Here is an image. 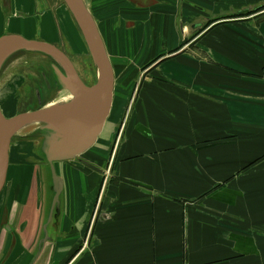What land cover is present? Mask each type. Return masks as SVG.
<instances>
[{"label":"crops","instance_id":"obj_1","mask_svg":"<svg viewBox=\"0 0 264 264\" xmlns=\"http://www.w3.org/2000/svg\"><path fill=\"white\" fill-rule=\"evenodd\" d=\"M11 1L13 12L21 2ZM155 1L124 8L136 22L146 15L144 27L104 28L113 62L160 58L133 91L96 217L86 231L85 198L100 176L66 162L62 215L48 227L54 242L39 251L48 197L33 169L15 168L0 261L13 234L6 264H264V8L254 11L264 0H185L188 24L192 16L216 22L175 51L176 0ZM58 19L71 28L62 9ZM52 23L41 26L49 43L57 41ZM11 33L34 35L32 24Z\"/></svg>","mask_w":264,"mask_h":264},{"label":"water","instance_id":"obj_2","mask_svg":"<svg viewBox=\"0 0 264 264\" xmlns=\"http://www.w3.org/2000/svg\"><path fill=\"white\" fill-rule=\"evenodd\" d=\"M4 1L9 7L11 0ZM59 3L63 12L72 21L77 38H80L81 44L87 49L96 76L94 83L86 85L81 80L70 58L74 57L67 52V47L63 42L57 44H61L64 49L58 47L56 43L40 40L38 34L35 39L10 34L9 27L7 30L9 34L0 37V78L4 66L8 62L19 59V56L28 55L44 60V62L41 61L43 63L38 62L34 65L35 73L40 79L36 81L30 79L27 87L22 89L23 93L26 88L24 91L25 99L20 101L19 94L21 93L17 92L16 94L15 106L18 107V105L23 104L25 109L10 119L5 118L0 111V229L4 228L5 231L11 232L7 220L15 168L30 167L34 171L35 181L48 197V210L42 227L43 235L38 241L39 251L47 243L54 242V239L48 234V227L59 224L62 215L64 180L61 177L59 165L75 162L100 176L93 193L89 198H85L83 222L86 231L92 221L93 210L98 204L103 186L106 165L97 167L82 157L97 144L107 124L114 100L115 70L121 66V64L112 61L107 47L108 34L105 38L101 33L98 21L93 17L84 0H57L55 6ZM127 3L142 10L158 4L155 0H127ZM184 5L185 0H176L177 11L174 16L178 21L176 26L177 39L180 41L177 48L185 46L191 37L213 21L210 17L192 16L190 18L193 22L188 24L186 18H189V15L185 12ZM190 6L195 8L193 4ZM263 8L264 5H261L256 7L254 11H260ZM249 12V10L241 11L233 16H242ZM56 22L59 24L57 19ZM136 26L135 23L122 22L118 18L110 27L109 34L119 28L130 30ZM138 76L139 72H136L132 77L119 106L112 135L105 148L103 157L105 163L109 161L113 152ZM22 83L24 81L21 80L18 87ZM60 93L68 94L70 98L67 101L53 103L52 101ZM51 103L53 105L48 107ZM33 124H39L35 134L22 137L26 144L30 143L31 146L25 145V150L18 157V161L9 166V150L12 138L21 129ZM22 138H19V141ZM35 140L36 142H33ZM36 143L37 147L34 145ZM31 148L35 154L37 151V155L28 160L32 156ZM41 177H44L43 184H41ZM16 243L15 236L11 234L10 244L0 264L7 263L12 256Z\"/></svg>","mask_w":264,"mask_h":264},{"label":"rangeland","instance_id":"obj_3","mask_svg":"<svg viewBox=\"0 0 264 264\" xmlns=\"http://www.w3.org/2000/svg\"><path fill=\"white\" fill-rule=\"evenodd\" d=\"M117 6L116 8H125V6L128 4L127 0H117ZM141 3H143L142 1H140ZM34 13H36V11L32 12L33 16ZM29 14V13H27ZM95 18H97V14L94 15ZM25 18H30L29 15H26ZM32 19H34L33 21V29H34V33L35 35H37V31L39 28V22L38 19L36 17H31ZM138 18V17H137ZM30 19V21L32 20ZM99 20V19H96ZM68 21L71 25V28L69 27V29H67V27L65 25H60V23L58 24L54 19H53V27L56 33V37H57V43H59V41H63V43L66 45L67 47V52L73 56L75 58V62H76V66L78 67L79 72L82 74V76L84 77V79L89 83L92 84L95 81V72L93 70L90 58L88 56L87 53V49L86 47L81 44V40L78 37L76 40V32L74 31V35L72 36L70 33L73 32V24L72 21L68 18ZM177 18L175 16H173L171 18V29L170 31H172V33L174 34L175 37H178V32L176 30V26H177ZM10 24V17L9 16H4L2 15V17L0 16V37L9 34L7 32L8 27ZM104 26H100V30L101 33L105 36H107V34L104 32ZM73 39V40H71ZM180 41L178 39H176L175 42V47L173 48H177ZM123 49H122V53H123ZM160 52H162V50L160 49ZM126 53V52H125ZM128 53H131V50L128 49ZM171 54V53H169ZM121 56H125V54H122ZM19 59H15L12 62H8L5 66H4V71L1 75L0 78V85H5V87L8 85V87L5 88L4 91L1 92H6L7 95H3L0 92V101L1 98L4 101L3 105H1L0 102V107L3 109H6V112H10L7 113L6 116H4L7 119H10L12 117H14L18 112H20L21 110L25 109V106L23 104L21 105H17L15 106V103L17 101L16 99V94L17 92L21 93L19 94V100L22 101L25 99L26 96H24V91L22 93V89L23 87H27V84L29 83L30 79L36 81L37 79H40V77L38 76V74L35 73L34 70V65L38 64V62H41L44 60H41L37 57H33V56H28V55H23V56H19ZM119 58V56H117ZM163 57V56H162ZM18 58V57H17ZM150 57H147L143 63H138L135 64L134 61L130 62V60L127 61L126 64H122L120 67H118L115 72H116V79H115V90H114V100H113V106H112V110L110 113V116L107 120V124L97 142V144L89 151L87 152L82 158L87 160V161H92L96 166H100V164L102 163L103 157L105 155V148L108 144L109 139L111 138L112 135V131H113V127L115 124V119H116V114L118 112L119 106L122 102V99L124 97L125 92L127 91V87L128 85L131 83L132 81V77L135 75L136 72H139V76H138V80L137 82H141L142 79V73L145 72V70L148 68L149 63L150 62H155L157 59H149ZM112 60H116L114 59V57H112ZM41 62V63H43ZM141 78V79H140ZM11 80V81H10ZM24 81V83H22L21 86L18 87L20 81ZM140 80V81H139ZM11 82V84H10ZM13 82V83H12ZM137 85V83H136ZM136 88V86H135ZM32 93V92H31ZM31 96V95H30ZM130 109V103L128 105L127 111L125 113L124 116V124L123 126L125 127V122L127 119V113L128 110ZM122 126V125H121ZM124 127H122V129H124ZM109 134V136H108ZM25 139H22L19 141V138L13 137L11 140V145H10V150H9V166L14 165L17 161H18V157L20 156L21 153L24 152L25 150V145H27L28 147L31 146L30 143L26 144V141H24ZM33 142H36L33 141ZM37 147V143L34 144ZM30 153H31V157L28 158V160H31L35 155H37V151L36 154L34 152V150L31 148L30 149ZM109 162L108 161V165L106 167V173L108 171L109 168ZM64 165H67L66 163H63L61 165H59V170L60 173H62V167ZM74 165H77L74 163ZM78 166V165H77ZM82 167V166H79ZM82 169H84V167H82ZM86 170V169H85ZM40 173H43V171ZM105 178V177H104ZM43 179L44 177H41V184H43ZM104 182V181H103ZM23 185V181H21L20 183V187ZM20 190L21 193L23 192V188H19L16 193L14 194V197H16L18 194H20Z\"/></svg>","mask_w":264,"mask_h":264},{"label":"flooded vegetation","instance_id":"obj_4","mask_svg":"<svg viewBox=\"0 0 264 264\" xmlns=\"http://www.w3.org/2000/svg\"><path fill=\"white\" fill-rule=\"evenodd\" d=\"M17 1H19V3L20 2L22 3V1L23 2L26 1V6L22 7L21 6L22 4L20 3L18 9H16L15 11L12 12V4H13L12 1L10 3L9 7H7V5L5 4V1L0 0V16L2 17V15H4V16L7 15L10 17V24H9V30L10 31H9V33L13 34V33H11V29L15 26L24 27L25 25H28V24L31 25L32 24V31L34 34L33 39H35V37L37 35H35V33H34V29H33L34 19H32L31 17H36L38 19V22H39V28H38L37 34L39 36V39L43 40L41 38V34H40L41 33V26L48 19L49 20L51 19V21H53V19L56 21V19H57V21H59L58 17L60 16V9H62L61 4L59 3L58 5L55 6V3L57 2V0H28V1L27 0H17ZM13 2H14V0H13ZM84 2L87 5V7L89 8V10H90V12L94 18H95L94 15L97 14V18H95V19H99V20H97L99 26L107 27V25H108L107 21L114 22L116 18H119L123 21L136 22V21L132 20V18H130V16L127 13H125L126 10L124 8H122V7L119 9L116 8L117 3H118L117 0H84ZM27 5H28V7H27ZM34 11H36V13H34V16H33L32 12H34ZM62 11H63V9H62ZM27 13H29V14H27ZM26 15H29L30 18H25ZM30 19H32V20L30 21ZM137 19H138V21L136 23H139V26L144 27V25L147 23L148 17L146 15H143ZM60 42H63V41L61 40V41H59V43ZM54 43L57 44V41H55ZM58 47H62L61 44H59ZM70 58L74 64V66L77 70V73L79 74V77L81 78V80H83V82L86 85H89V83L84 79L82 74L79 72L78 67L76 66L75 58H72V57H70ZM48 92H50V91H48ZM51 93H52V91H51ZM45 99H47V97H45ZM122 134H123V131H121V133H120L119 141L122 137ZM111 161L112 160H110V162H109V167L111 165ZM88 162H90V161H88ZM90 163L95 165L92 161ZM104 165H106V167H107L108 162L105 163V160H102V163L100 164V166H97V167H101ZM98 208H99V206L97 205L96 208H94V210H93V215L95 214V217L97 215Z\"/></svg>","mask_w":264,"mask_h":264},{"label":"bare ground","instance_id":"obj_5","mask_svg":"<svg viewBox=\"0 0 264 264\" xmlns=\"http://www.w3.org/2000/svg\"><path fill=\"white\" fill-rule=\"evenodd\" d=\"M69 98L70 97L68 94L60 93L52 102L53 103H56V102L59 103L62 101H67ZM53 103L49 104L48 107L53 105ZM0 111L4 116H6L7 113L10 114V112H6L7 111L6 109L2 110L1 107H0ZM38 127H39V124H33V125L26 126L24 129H21L14 137L22 138V137H27L29 135H33V134H35ZM105 174H106V171H105ZM105 174H104V176H105Z\"/></svg>","mask_w":264,"mask_h":264},{"label":"trees","instance_id":"obj_6","mask_svg":"<svg viewBox=\"0 0 264 264\" xmlns=\"http://www.w3.org/2000/svg\"><path fill=\"white\" fill-rule=\"evenodd\" d=\"M238 17H239V18H240V17L242 18V16H235V17H230V18H227V19L238 18ZM218 21H219V20H218ZM214 22H216V21H212V22L208 23V24L205 26V28H207L208 26H210V25H211L212 23H214ZM205 28H204V29H205ZM204 29H203V30H204ZM203 30H202V31H203ZM199 33H200V32H199ZM196 35H197V34H196Z\"/></svg>","mask_w":264,"mask_h":264}]
</instances>
